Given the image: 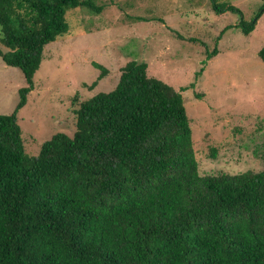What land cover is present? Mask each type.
I'll list each match as a JSON object with an SVG mask.
<instances>
[{
    "label": "trees",
    "instance_id": "16d2710c",
    "mask_svg": "<svg viewBox=\"0 0 264 264\" xmlns=\"http://www.w3.org/2000/svg\"><path fill=\"white\" fill-rule=\"evenodd\" d=\"M211 3L237 15L244 36L264 14L246 21ZM79 8L103 10L93 0H0V59L26 85L0 115V264H264V170L200 176L187 88L148 77L144 62H128L113 90L78 104L72 137L56 133L25 153L17 113L44 47ZM257 55L264 63V42Z\"/></svg>",
    "mask_w": 264,
    "mask_h": 264
},
{
    "label": "rangeland",
    "instance_id": "374dc122",
    "mask_svg": "<svg viewBox=\"0 0 264 264\" xmlns=\"http://www.w3.org/2000/svg\"><path fill=\"white\" fill-rule=\"evenodd\" d=\"M93 1L101 13L69 10L67 34L43 49L33 90L17 113L28 156L56 133L72 137L78 104L113 90L121 68L137 61L146 63L148 77L187 88L181 94L200 176L264 170V63L257 55L264 14L244 36L234 28L239 17L217 15L211 0ZM217 3L238 8L246 21L264 6V0ZM214 48L218 54L203 64ZM93 63L107 70L103 78ZM25 86L20 70L0 59V115L13 112Z\"/></svg>",
    "mask_w": 264,
    "mask_h": 264
}]
</instances>
